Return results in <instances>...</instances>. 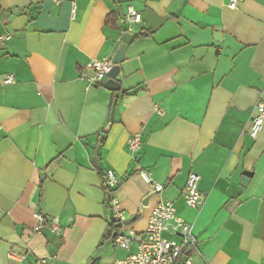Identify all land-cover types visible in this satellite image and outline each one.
Returning <instances> with one entry per match:
<instances>
[{
    "label": "crops",
    "instance_id": "obj_1",
    "mask_svg": "<svg viewBox=\"0 0 264 264\" xmlns=\"http://www.w3.org/2000/svg\"><path fill=\"white\" fill-rule=\"evenodd\" d=\"M230 2L0 0V36H11L0 49V264H114L134 254L137 242H110L108 170L120 180L123 231L144 234L169 201L193 226L196 264H264V130L250 136L264 102V0ZM129 7L140 23L125 21ZM126 32L135 37L120 90L105 87L108 77L80 80L112 60ZM134 134L143 138L136 153ZM191 173L206 195L199 208L184 197ZM37 212L61 233H36Z\"/></svg>",
    "mask_w": 264,
    "mask_h": 264
},
{
    "label": "built area",
    "instance_id": "obj_2",
    "mask_svg": "<svg viewBox=\"0 0 264 264\" xmlns=\"http://www.w3.org/2000/svg\"><path fill=\"white\" fill-rule=\"evenodd\" d=\"M55 5H61L65 0H48ZM242 0H231L230 8L236 9L238 3ZM76 10H73L75 17ZM142 15L133 7H129L126 16V22L129 25L140 23ZM131 32V27L129 28ZM11 38L10 35L0 36V49L5 41ZM114 67L110 59L95 61L89 69L92 74L81 72L79 79L87 81L90 85L102 83L108 73ZM14 82V76H9L4 83L10 84ZM264 130V102L256 105V114L253 117L250 128V136L253 139L258 138ZM143 146V138L141 134H134L128 140V147L132 153L138 152ZM141 176L156 193H161L164 186L156 183L146 171L141 172ZM200 176L191 173L188 177L184 190L186 205L190 208H199L205 202L206 195L202 193L198 184ZM120 180L116 173L108 170L103 173V184L105 189L111 195L110 207L113 212V220L120 227L110 240L114 248L129 250L133 242H137V251L128 255L126 258L117 260L114 264H196L192 255H201L199 241L194 234L193 226L188 223L181 215L177 213L173 203L169 201H161L154 208L147 229L142 235H138L134 231H123L126 221L125 213L122 211L119 202L113 197V193L119 186ZM38 221L34 231L40 233L45 226H49L52 233L59 235L61 228L58 220L47 221L42 213H36ZM24 259V257L22 258ZM37 264H54V258L40 259Z\"/></svg>",
    "mask_w": 264,
    "mask_h": 264
},
{
    "label": "water",
    "instance_id": "obj_3",
    "mask_svg": "<svg viewBox=\"0 0 264 264\" xmlns=\"http://www.w3.org/2000/svg\"><path fill=\"white\" fill-rule=\"evenodd\" d=\"M134 37L135 36L132 33L126 32L122 38L123 44L118 48L115 56L111 60L114 67L108 73V75H107L108 80L105 83V87L111 91H119L120 90V83L116 79L120 74V64H122L125 60L127 45L132 44ZM114 119H115V107H114L112 114H111V123L114 122ZM246 184H247V182H245V185Z\"/></svg>",
    "mask_w": 264,
    "mask_h": 264
},
{
    "label": "trees",
    "instance_id": "obj_4",
    "mask_svg": "<svg viewBox=\"0 0 264 264\" xmlns=\"http://www.w3.org/2000/svg\"><path fill=\"white\" fill-rule=\"evenodd\" d=\"M106 195H107V199H106L107 206H110L109 203L111 201V195L108 193V191H107ZM111 227H112V230H111V233H110L109 238H112L116 233H118V231L120 229L119 226L117 227V223H114V222L112 223V226Z\"/></svg>",
    "mask_w": 264,
    "mask_h": 264
}]
</instances>
